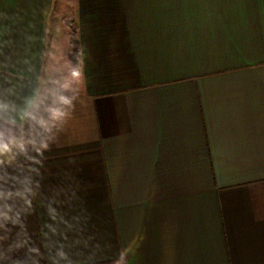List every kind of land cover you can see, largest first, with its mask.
Masks as SVG:
<instances>
[{
  "label": "crops",
  "instance_id": "0c3cea01",
  "mask_svg": "<svg viewBox=\"0 0 264 264\" xmlns=\"http://www.w3.org/2000/svg\"><path fill=\"white\" fill-rule=\"evenodd\" d=\"M73 6L0 0V264H264V0Z\"/></svg>",
  "mask_w": 264,
  "mask_h": 264
},
{
  "label": "rangeland",
  "instance_id": "374dc122",
  "mask_svg": "<svg viewBox=\"0 0 264 264\" xmlns=\"http://www.w3.org/2000/svg\"><path fill=\"white\" fill-rule=\"evenodd\" d=\"M56 1H57V11L61 10L62 8L65 9L63 12L61 11L60 16L58 17L63 22H58V24L60 25V27H62L65 23L68 22V26H69L71 33L72 34L75 33V23H74L75 19L73 17V13L71 16H68V17L66 15H64L65 13L69 12L71 9L73 10V8H74L73 0H61L60 5H59V0H56ZM52 35H53V33H52Z\"/></svg>",
  "mask_w": 264,
  "mask_h": 264
},
{
  "label": "clouds",
  "instance_id": "9594fccd",
  "mask_svg": "<svg viewBox=\"0 0 264 264\" xmlns=\"http://www.w3.org/2000/svg\"><path fill=\"white\" fill-rule=\"evenodd\" d=\"M60 102L61 104H64V105H71V100L68 98V97H65V96H61L60 97ZM50 118L55 121L57 119H60L64 116L67 115L66 112L60 110V109H50ZM41 124L42 125H46V122L44 121H41ZM46 130L50 131L51 129L50 128H46ZM4 147V144H3V140H2V134H0V149H2Z\"/></svg>",
  "mask_w": 264,
  "mask_h": 264
}]
</instances>
